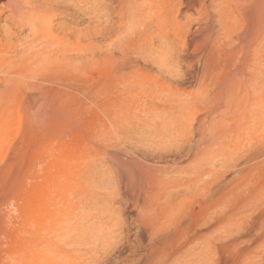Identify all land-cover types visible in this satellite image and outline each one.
Returning <instances> with one entry per match:
<instances>
[{"label": "bare ground", "instance_id": "bare-ground-1", "mask_svg": "<svg viewBox=\"0 0 264 264\" xmlns=\"http://www.w3.org/2000/svg\"><path fill=\"white\" fill-rule=\"evenodd\" d=\"M6 3L30 22L16 63L42 89L20 105L62 161L30 204L36 229L14 226L40 260L27 241L0 264H52L49 209L79 205L84 264H264V0H97L86 31L77 0ZM11 207L0 197V237Z\"/></svg>", "mask_w": 264, "mask_h": 264}, {"label": "rangeland", "instance_id": "rangeland-1", "mask_svg": "<svg viewBox=\"0 0 264 264\" xmlns=\"http://www.w3.org/2000/svg\"><path fill=\"white\" fill-rule=\"evenodd\" d=\"M0 1H1L0 2V60H2L0 62L1 64L0 65V146L1 144H3V147H0L1 148L0 149V197H3V195L4 197H8L9 203H12V207L16 208V210H14L15 208L11 207L12 214H14L12 215L13 217L12 220L15 222V224H12L13 223L12 221L11 226L8 229L9 231L6 230L5 235H1L0 237L1 238L0 239V258H1V254L4 255V252L7 255V254H10L9 253L10 251L13 252L14 250L21 249L22 247L25 246L27 241H31V240L38 241V239H36L35 237V234H32L33 236L30 234L28 235L27 232L24 231V229L26 228L23 227L24 229H19V227L17 226L18 227L17 229L14 226L16 224L20 225V222H21V225L23 226L26 224H29L30 226L32 225L33 229H36L37 223L34 220H33L34 223H32V221L30 222L28 218V216L31 214L30 204L31 203L34 204L33 199L37 201L36 200L38 197L37 194H41L43 192V189L49 187L52 181L51 178L52 177L54 178L53 176L54 173L52 172L53 171L55 172L56 168L60 167L58 163L62 161L61 160L62 158L59 157V154L56 151H54L55 152L54 154L52 151L51 153L53 154V156L56 154L54 157L53 156L52 157L53 159H56L55 162L58 165L54 164L55 162L53 160L50 161L49 159H47L48 163L49 161L51 162V167L48 166L49 164H47L46 157L43 159L44 156L43 157L41 156L44 154V151H45L42 141L40 140L41 137H43L44 135L43 132H41L43 128L41 127V125L33 122L32 117H26V110L22 105H20V103L25 100L27 93L28 94L29 93H37V94L42 93V89L36 86H33L34 88L29 90L30 83H33V84L37 83L35 82L36 76L30 75V78H31L30 79L28 77L29 73L27 69L25 70L23 68H20V66L16 63L17 59L19 58V50L21 49L19 41L23 39V35L20 30L22 27H28L30 25V22L27 18L20 17V16L16 17L14 21L11 18H8L7 16H9L10 14L9 8H8L9 3H6L8 0H0ZM51 1L55 2L57 0H51ZM58 1H62V0H58ZM63 1H73V0H63ZM77 1L80 2V5L83 6L82 10H78L79 9L78 7H77L78 9L77 8L75 9V10H78V16L80 18L82 17L80 20L81 23L79 22L77 27L86 31V28L89 26L90 17L92 16V12H93L92 7L97 2V0H77ZM11 35L14 37H12ZM82 41L83 43H87V39L84 37ZM33 67L35 68V70L38 69V65H34ZM17 108H19V110H17ZM25 119L27 120V122ZM37 128H40L38 129L39 131L37 130ZM2 140L4 143L8 142V144L6 145V143L5 144L1 143ZM246 143H247L246 141L240 142L241 146H245ZM41 151L42 153H40ZM35 158L37 159L34 160ZM52 165H55L57 167L54 168V166ZM49 171L51 174L49 173ZM49 174L50 176L51 175L52 176L50 177ZM39 180H40V183H39ZM35 185H37L38 188H40V191H38L39 189ZM9 187L11 191L8 193L5 192L7 188ZM53 191L52 192L54 194L52 192L50 194L54 198L56 197V191L55 190ZM57 192H58L57 195H59L58 190ZM34 193H36V195ZM6 194H9V195L6 196ZM69 198L72 199V202L74 203L76 202L72 197H69ZM82 207L83 205H79V210L76 208H73V209L71 208L72 210V211L70 210L71 213L66 212V211L56 212L57 210H54L52 207L49 209V215L52 217L47 218V222L49 223L50 221L49 224H51L52 223L51 219L55 218L54 219L55 222L52 223V228H54V230L52 231L51 230L52 228H50L49 231L47 230L48 231L47 232L45 229H43L44 232L42 231L43 232L42 234L44 235L47 242L49 241L52 242V243L49 242V244L47 243V247H46L48 248V251H49V258L53 260L52 264H65L64 260H62L63 257L61 255L57 253L51 254L50 252V249L56 252L59 247H61L64 250L66 249V251L70 253L71 264H84L85 262H87L85 260H87L89 255L85 257L82 254L83 253L82 250H84V248L85 247L87 248L88 246H85V247L84 245H82L83 247L81 246V244H83L81 243V238L82 236H85L86 230L88 229L87 226L89 225L92 219L87 210H85L84 212H80L82 211L81 210ZM23 209L28 210V211L25 212V210ZM66 213L71 214L70 219L66 220L67 222H65V219H68L69 215L67 214L65 216ZM22 214L25 216H23ZM75 214H80L81 218L76 219ZM53 216L55 217L53 218ZM24 217L27 219L23 220ZM72 218L74 221L71 220ZM70 221L71 222L73 221L74 223L72 224ZM66 223L68 224L70 223L73 225V226L72 225L70 226L69 224L71 229L69 228V226H67L68 224ZM75 224L77 226H74ZM72 227H75V229L77 228V231L78 233L80 232V235H81V231L84 233L80 236L77 233H75L76 230ZM50 231H52L53 233ZM88 231L90 233V230H87V232ZM72 232L74 233L72 234ZM51 234L52 235L60 234V236H63L64 238L59 237V235L56 238L54 236L51 237L52 236ZM66 234L68 236L69 234L70 236L71 235L73 236L75 234V236H73V239H72L73 241L71 240V243L74 242L75 237L79 238L77 239L78 243L74 242L75 243L74 245V243L71 244L70 242H67V238L65 237ZM33 241L31 242L33 243L32 247L34 251H31L29 253V257L33 258L34 260V261L32 260L33 262L38 263V261L41 258V251H42L41 247L42 246L40 244H36V242H33ZM65 243H68V244H65ZM76 243L77 245H80V246H76ZM79 253L81 254V256L83 255L86 259L83 256L81 257ZM35 257H37L38 259L35 260L36 259Z\"/></svg>", "mask_w": 264, "mask_h": 264}]
</instances>
